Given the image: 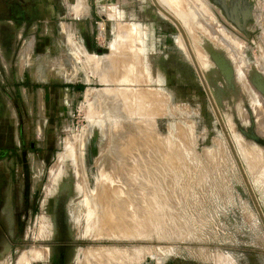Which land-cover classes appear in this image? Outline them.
I'll return each instance as SVG.
<instances>
[{
	"label": "rangeland",
	"instance_id": "rangeland-1",
	"mask_svg": "<svg viewBox=\"0 0 264 264\" xmlns=\"http://www.w3.org/2000/svg\"><path fill=\"white\" fill-rule=\"evenodd\" d=\"M156 2L139 30L91 0L15 14L2 229L69 264H264V0L175 5L186 36Z\"/></svg>",
	"mask_w": 264,
	"mask_h": 264
},
{
	"label": "crops",
	"instance_id": "crops-1",
	"mask_svg": "<svg viewBox=\"0 0 264 264\" xmlns=\"http://www.w3.org/2000/svg\"><path fill=\"white\" fill-rule=\"evenodd\" d=\"M63 1L66 9H68L69 6H73V0ZM195 1L196 0H162V7L167 6L168 8H164L171 14L175 12V5L178 6L180 11L187 7V12H189V6L197 5ZM94 2H96V6L105 5L106 8H110L112 12L117 14V17L114 19L116 23L119 21L134 23L135 26H137L135 27L136 30L144 29L142 28V23L144 24L147 22L152 23L153 27L157 26L156 20L159 19V13H157L152 6L153 0H91V3ZM56 4L57 0H0V14L5 17L3 21L5 30L0 31V40L2 39V41H0V46L4 45L8 50L13 46H10L8 41L11 34V31H8V29L14 24L15 14L26 17L28 14H33L38 11H50L55 9ZM84 4L85 0H77L76 8L83 10L85 7ZM195 7L197 6H194V8ZM138 26H141V28ZM31 42L33 43V41ZM141 42H139V44L143 45ZM259 61L263 62L264 66V54H261ZM9 177V170L3 165L0 166V185L3 186L5 181L8 183ZM3 222V217L0 215V264H69L62 255L49 246L39 245L29 249L20 248L15 244L16 242L12 233L9 230L2 229Z\"/></svg>",
	"mask_w": 264,
	"mask_h": 264
},
{
	"label": "water",
	"instance_id": "water-1",
	"mask_svg": "<svg viewBox=\"0 0 264 264\" xmlns=\"http://www.w3.org/2000/svg\"><path fill=\"white\" fill-rule=\"evenodd\" d=\"M156 4H157L158 8L161 10V12L165 16H167L168 18H170L171 20H173L177 24V26L180 28V30L182 31V33L186 36L185 29L183 28L181 22L173 14H171L169 11H167L164 7H162L161 5H159L157 2H156ZM188 46H189V44H188ZM190 51H191V49H190ZM191 54H192L193 58L195 59L194 54H193L192 51H191ZM195 62H196V60H195ZM196 65H197V63H196ZM197 67H198V65H197Z\"/></svg>",
	"mask_w": 264,
	"mask_h": 264
},
{
	"label": "bare ground",
	"instance_id": "bare-ground-1",
	"mask_svg": "<svg viewBox=\"0 0 264 264\" xmlns=\"http://www.w3.org/2000/svg\"><path fill=\"white\" fill-rule=\"evenodd\" d=\"M179 11V10H178ZM175 13V12H174ZM178 13V12H177ZM186 16V15H185ZM182 26H183V24H182ZM67 29V28H66ZM68 35V34H67ZM32 43V42H31ZM31 43H29L28 44V47L25 49V54L27 55L28 53H30L29 51L32 49L31 47H32V44ZM84 48V47H83ZM81 50V49H80ZM234 130V129H233ZM242 149V148H241ZM247 149V148H246ZM246 149H243L244 151H246ZM248 150V149H247ZM248 158V157H247ZM263 158V157H262ZM249 160V159H248ZM250 161V160H249ZM251 165V164H250ZM39 169V168H38ZM41 169H43L42 167H41ZM157 173V172H156ZM158 176V175H157ZM165 176V175H164ZM155 178V177H154ZM159 179H161V178H159ZM146 181V180H145ZM53 185V184H52ZM127 185H128V183H127ZM120 186V185H119ZM128 190V189H127ZM131 190H133V189H131ZM137 191V190H136ZM147 192H148V190H147ZM119 193V192H118ZM125 193V192H124ZM131 194V193H130ZM126 195V194H125ZM137 195V192H136V194H135V196ZM141 196V195H140ZM132 197V196H131ZM143 197V196H142ZM128 198H130V197H128ZM133 198V197H132ZM154 203V202H153ZM139 205V204H138ZM135 206V205H134ZM127 208V207H126ZM155 208V207H154ZM135 209V208H134ZM142 209H143V207H142ZM128 210V209H127ZM130 211V210H129ZM142 211V210H141ZM144 211V210H143ZM119 213V212H118ZM125 213V212H124ZM137 213H139V212H137ZM143 214V213H142ZM144 214H145V212H144ZM129 215V214H128ZM145 216V215H144ZM146 217V216H145ZM123 220V219H122ZM125 225V224H124ZM114 230V229H113ZM130 234V233H129Z\"/></svg>",
	"mask_w": 264,
	"mask_h": 264
},
{
	"label": "flooded vegetation",
	"instance_id": "flooded-vegetation-1",
	"mask_svg": "<svg viewBox=\"0 0 264 264\" xmlns=\"http://www.w3.org/2000/svg\"><path fill=\"white\" fill-rule=\"evenodd\" d=\"M3 144V143H2ZM6 144H8V141H7V143ZM5 146V145H4ZM4 146L2 145V147H0V158L1 157H3V159H1L2 161L3 160H8V156H5L4 154H6L7 153V151H5L6 149H4ZM5 156V157H4ZM8 170H9V172H11V170H10V166L9 165H7V166H5ZM20 170H22V169H20V167H17V169H16V172H18L17 174H20L19 172H20Z\"/></svg>",
	"mask_w": 264,
	"mask_h": 264
}]
</instances>
